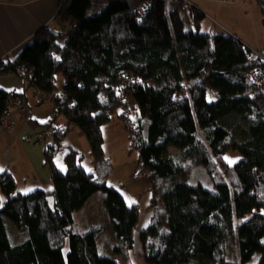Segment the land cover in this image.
<instances>
[{
    "label": "trees",
    "instance_id": "trees-1",
    "mask_svg": "<svg viewBox=\"0 0 264 264\" xmlns=\"http://www.w3.org/2000/svg\"><path fill=\"white\" fill-rule=\"evenodd\" d=\"M261 10L264 24L262 4ZM203 17L180 0H59L55 19L66 27H42L15 58L0 60V72L24 75L33 96L51 94L52 116L62 115L66 123L54 125L53 143L45 149L51 191L22 193L11 173L0 172V264H121L113 255L126 259L135 244L138 206L128 205L115 187L88 172L74 148L67 150L66 172L54 163L72 126L102 164L103 126L113 118L125 123L138 146L152 204H159L140 232L147 264H202L200 258L249 264L256 252L261 253L256 264H264V89L249 76L264 69V61L229 34L201 32ZM125 99L131 104L127 116ZM8 100L0 88V124ZM229 116L249 121L241 140L222 123ZM195 168L204 172L193 175ZM98 191L106 194L116 238L111 255L99 250L101 225L85 232L74 228V212ZM6 218L17 230L13 239L23 233L22 241L12 242ZM236 236L239 256L229 260L226 246Z\"/></svg>",
    "mask_w": 264,
    "mask_h": 264
},
{
    "label": "rangeland",
    "instance_id": "rangeland-1",
    "mask_svg": "<svg viewBox=\"0 0 264 264\" xmlns=\"http://www.w3.org/2000/svg\"><path fill=\"white\" fill-rule=\"evenodd\" d=\"M192 2L195 3L198 9L204 14L201 21V32H207L211 35L216 33L227 35L233 33L244 43L250 45L252 49L260 53L264 52L263 12L258 0H240L236 3H224L213 0H192ZM52 28L60 30V26L55 23L52 25ZM66 29L67 28H65V31ZM23 76L21 75L22 78ZM61 84L62 76L59 75L57 83L59 88ZM33 98H35V96H33ZM33 101L34 105L37 106L35 109L40 110L42 115L46 116L50 108V103L45 101L38 104L36 100L33 99ZM21 113L18 111L14 113V115ZM134 118L135 116L132 115L130 119L134 120ZM44 120H46V118L41 121L44 122ZM60 120L63 121V116H60ZM222 123L228 128L233 139L241 140L243 136L242 132L248 126L249 121H246L242 117L229 116L224 118ZM81 133L80 129L75 128L74 130L71 126L70 130L67 132L68 135L66 134L67 136L65 135L60 141V150L65 147L69 150L70 147H68L67 144H72V148L79 151V160L88 172L95 173L100 178L104 179L108 185L115 187L123 195L128 205L135 204L138 206L139 219L135 229V244L129 254L132 264H147L142 256L140 232L148 227L159 204L155 206L152 204L154 193L151 182L147 178V173L141 170L138 160V146L133 142L130 132L125 127V123L118 118H113L111 122L103 126L104 156L102 164H100L99 162H95L93 155L89 151V142L86 140L84 134ZM2 134H4L3 130ZM36 137L37 136L29 137V141L33 144L42 141L39 140L34 143L30 140V138H33L32 140L36 141ZM170 152L178 161L182 162L181 157L175 149L171 148ZM97 163L99 164L97 165ZM195 169L193 175H196V172L199 175L204 172L202 168ZM222 171H224L223 169L220 170V172L224 174ZM178 178L183 179L185 177L180 175ZM105 196L106 194L103 191L96 192L89 198L91 200H87V204L85 203L80 210L74 212V228L77 231L85 232L90 230L93 225H101L102 231L99 234L98 247L103 254L111 255L113 254L112 247L116 242V238L113 235L109 217L104 206ZM89 206L93 209L91 210ZM247 217L248 216L244 217L242 220ZM5 220L12 242L22 241L25 235L20 233V239H13L16 235H13L12 231L17 230L10 219L6 218ZM236 221L237 219L235 222ZM19 236L17 237L19 238ZM67 252L68 245L64 249V253ZM238 256L239 240L236 236L231 242H228L226 246V258L235 260L236 258L238 259ZM260 257L261 253L256 252L249 261V264L258 263ZM200 259L202 264H210L209 261H204V258Z\"/></svg>",
    "mask_w": 264,
    "mask_h": 264
},
{
    "label": "crops",
    "instance_id": "crops-1",
    "mask_svg": "<svg viewBox=\"0 0 264 264\" xmlns=\"http://www.w3.org/2000/svg\"><path fill=\"white\" fill-rule=\"evenodd\" d=\"M58 6L59 0H0V59L15 58L20 49L31 41L42 27L52 28L55 23L62 30L65 25L55 19ZM0 88L6 92L15 91L26 104L21 114L13 115V129L10 132L2 134L0 129V172L11 173L16 180L17 190L22 193H30L29 191L32 192L33 189L49 192L53 189V181L50 167L46 162L45 149L47 145L53 143V137L47 134L36 144L31 143L29 137L36 136L41 128L54 121V118H57L59 126H64L65 118L63 117L61 121L60 116H52L51 103L46 116L35 109L37 106L34 105L32 90L20 75L0 72ZM45 118L46 120L42 122L41 120ZM72 129L75 130V127ZM67 146L73 147L72 144ZM66 153L65 147L54 156V163L62 172L67 170ZM89 208L93 209L91 206ZM113 256L121 264H132L130 254L126 259L122 255Z\"/></svg>",
    "mask_w": 264,
    "mask_h": 264
},
{
    "label": "built area",
    "instance_id": "built-area-1",
    "mask_svg": "<svg viewBox=\"0 0 264 264\" xmlns=\"http://www.w3.org/2000/svg\"><path fill=\"white\" fill-rule=\"evenodd\" d=\"M180 1L182 2L184 7L198 8L197 5L192 2V0H180ZM213 1L224 2V3H236L240 0H213ZM258 1L264 6V0H258ZM229 35H231V37H233L242 46L247 47L249 50H251L253 55L256 56L258 59H262L264 61V54L260 53L255 49H252L250 45L244 43L237 35L233 33H230ZM249 76L254 80L258 88L262 90L264 89V69L253 71L249 74ZM125 78L129 81L135 80V77L128 75L125 76ZM8 93H9V100L7 104V111L5 112L3 121L0 124V129L3 130V132L5 131L9 132L13 129L12 117L14 113L18 111L21 113L26 107L24 102L21 100L20 96L18 95V93H16L15 91H10ZM52 98L53 96L51 94H42V93L35 94V100L38 104H41L45 101H50L52 100ZM124 104H126V107L123 114L124 116H127L128 115L127 113L130 111L128 107L131 104L128 99L124 100ZM55 124H57L56 121H53L52 123L43 126L36 135L37 136L36 141L32 140L33 138H30V140L34 143L38 142L39 140L40 141L43 140V138L52 131ZM260 177L264 179V173L260 175Z\"/></svg>",
    "mask_w": 264,
    "mask_h": 264
},
{
    "label": "water",
    "instance_id": "water-1",
    "mask_svg": "<svg viewBox=\"0 0 264 264\" xmlns=\"http://www.w3.org/2000/svg\"><path fill=\"white\" fill-rule=\"evenodd\" d=\"M53 201H54V198L51 197V204H50L51 207H53Z\"/></svg>",
    "mask_w": 264,
    "mask_h": 264
}]
</instances>
